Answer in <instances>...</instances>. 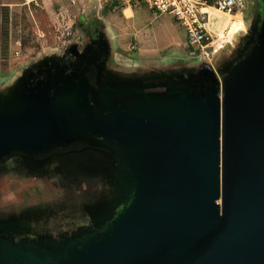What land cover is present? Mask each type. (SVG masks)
Segmentation results:
<instances>
[{"label":"water","instance_id":"95a60500","mask_svg":"<svg viewBox=\"0 0 264 264\" xmlns=\"http://www.w3.org/2000/svg\"><path fill=\"white\" fill-rule=\"evenodd\" d=\"M68 51L0 93V162L83 145L117 200L54 236L0 221V264H264V22L221 81L114 82L106 45Z\"/></svg>","mask_w":264,"mask_h":264},{"label":"rangeland","instance_id":"374dc122","mask_svg":"<svg viewBox=\"0 0 264 264\" xmlns=\"http://www.w3.org/2000/svg\"><path fill=\"white\" fill-rule=\"evenodd\" d=\"M22 1L0 0V93L13 88L25 72L43 62H73L68 51L72 44L80 51L89 45H106L109 51L104 73L114 82H135L150 74L185 79L196 76L204 65H209L221 81L225 68L246 54L264 22V14H258L259 0H245L243 13L230 15L238 24L234 31H230L231 22L223 27L229 15L211 9L218 21L215 37L220 38L223 48L211 62H203L186 45L185 31L173 17L155 15L144 5L122 12L98 10L96 0H75V4L70 0H39L29 6ZM68 24L71 28L66 33ZM71 150L79 155H54L57 167L16 155L10 157L11 166L6 161L0 163V221L18 224L15 238L24 237L22 231L28 227L45 234L55 230L47 228V222L32 226L41 214L52 220L63 214H82L83 209L88 214L117 200L115 173L96 162L88 164L84 157L88 150ZM50 234L54 235L53 231Z\"/></svg>","mask_w":264,"mask_h":264},{"label":"built area","instance_id":"2783aa9c","mask_svg":"<svg viewBox=\"0 0 264 264\" xmlns=\"http://www.w3.org/2000/svg\"><path fill=\"white\" fill-rule=\"evenodd\" d=\"M39 0H23L27 6L37 4ZM75 4V0H70ZM98 10L105 8L121 10L125 7L141 4L155 15L167 14L185 31L186 45L196 57L211 62L223 48L220 38L215 37L214 28L218 25L211 9H218L226 15L243 13L245 0H96ZM71 24L65 27L69 33Z\"/></svg>","mask_w":264,"mask_h":264},{"label":"flooded vegetation","instance_id":"af4514ba","mask_svg":"<svg viewBox=\"0 0 264 264\" xmlns=\"http://www.w3.org/2000/svg\"><path fill=\"white\" fill-rule=\"evenodd\" d=\"M258 14L259 16L261 17L262 14H264V1L263 0H259V4H258ZM259 17V18H260ZM50 63V62H48ZM35 72L37 71L36 68L33 69ZM85 148L83 145H77L75 147V149L73 150H78V149H83ZM70 151H72L70 149ZM66 152H69V150H63V151H58V152H52L50 154H46V155H40L38 157H35L34 159L31 158L30 161H33V162H36V163H49L51 164V166L53 167H57V165L55 164L56 162L55 159L53 158L55 154H63V153H66ZM18 156L19 158L23 159V155L21 154H18V153H14L12 155H10L8 158H6L5 160L1 161L0 163L2 162H5L8 163L10 162V160H12L10 157L12 156ZM54 165H53V164ZM12 163H9V166H11ZM83 206V205H82ZM84 208V206H83ZM82 214H75V213H71V214H63V215H59V217H55L54 220L52 219H49V215L47 214H41L39 217H40V220L38 222H36L34 225L32 226H35L36 224H44L47 222V225L46 227H51V228H54L55 227V230H52L54 235L58 234V232L60 230H70L74 227H77V226H80V225H85L88 221V214L85 212V209L82 210ZM42 218V219H41ZM51 221H54L52 222V224L48 223V222H51ZM43 226V225H41ZM44 227V226H43ZM45 228V227H44ZM36 229L33 228L32 232H35ZM50 231V232H52ZM50 232L47 234V235H51ZM53 235V236H54ZM32 236V235H30Z\"/></svg>","mask_w":264,"mask_h":264},{"label":"bare ground","instance_id":"6f19581e","mask_svg":"<svg viewBox=\"0 0 264 264\" xmlns=\"http://www.w3.org/2000/svg\"><path fill=\"white\" fill-rule=\"evenodd\" d=\"M126 8H129V7H125L124 9H123V12H124V10L126 9ZM216 12L217 11H220V10H218V9H214ZM233 15H235V14H233ZM217 18H219V17H217ZM227 20L223 23V27H226V25L227 24H229V22H231V29H230V31H234L235 30V28H237V23H236V21H233L232 19H231V16L229 15V16H227ZM218 22V21H217ZM221 22V21H220Z\"/></svg>","mask_w":264,"mask_h":264},{"label":"crops","instance_id":"0c3cea01","mask_svg":"<svg viewBox=\"0 0 264 264\" xmlns=\"http://www.w3.org/2000/svg\"><path fill=\"white\" fill-rule=\"evenodd\" d=\"M131 9V7H129Z\"/></svg>","mask_w":264,"mask_h":264}]
</instances>
